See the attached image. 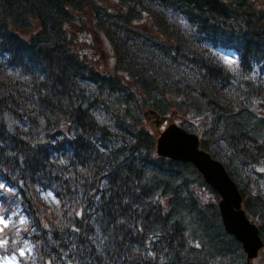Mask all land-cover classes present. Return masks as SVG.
Instances as JSON below:
<instances>
[{
	"label": "trees",
	"instance_id": "obj_1",
	"mask_svg": "<svg viewBox=\"0 0 264 264\" xmlns=\"http://www.w3.org/2000/svg\"><path fill=\"white\" fill-rule=\"evenodd\" d=\"M263 3L0 0V263L249 264L219 195L157 155L144 113L200 136L264 243ZM82 13L109 72L75 47Z\"/></svg>",
	"mask_w": 264,
	"mask_h": 264
},
{
	"label": "water",
	"instance_id": "obj_2",
	"mask_svg": "<svg viewBox=\"0 0 264 264\" xmlns=\"http://www.w3.org/2000/svg\"><path fill=\"white\" fill-rule=\"evenodd\" d=\"M149 115L156 118L155 126H158L161 117L151 110L145 112V116ZM157 154L171 160L191 163L197 168L206 183L219 195L218 207L223 225L242 244L247 261L251 264L263 249L264 243L258 226L247 217L243 198L224 165L201 149L197 134L187 132L173 121L158 136Z\"/></svg>",
	"mask_w": 264,
	"mask_h": 264
},
{
	"label": "rangeland",
	"instance_id": "obj_3",
	"mask_svg": "<svg viewBox=\"0 0 264 264\" xmlns=\"http://www.w3.org/2000/svg\"><path fill=\"white\" fill-rule=\"evenodd\" d=\"M100 1L109 2V0ZM261 6L264 7V3ZM82 21H85V24L82 28H80L78 24ZM146 25L147 21L141 24L142 27H145ZM69 30H72L71 32H74L75 30L77 40L75 47L78 48V50L90 66L97 70L105 72H109L113 69V66L115 64L113 51L109 43L106 41L105 37L102 34L100 35L93 26V19H91L90 13L86 15H84V13L80 14V16L76 20V26H70ZM147 117H152V119H147ZM160 117L163 118L162 116ZM161 118H159L160 124L158 126H155L156 118H154L153 115L146 116V120L148 122L147 125L153 130L156 138L168 127V125L172 121L176 122V120H178L177 116L175 115L164 117L167 119ZM263 256L264 255L261 256V259L257 263H260L261 260H264ZM0 260L2 259L0 258Z\"/></svg>",
	"mask_w": 264,
	"mask_h": 264
},
{
	"label": "snow or ice",
	"instance_id": "obj_4",
	"mask_svg": "<svg viewBox=\"0 0 264 264\" xmlns=\"http://www.w3.org/2000/svg\"><path fill=\"white\" fill-rule=\"evenodd\" d=\"M224 59H225L226 62L229 63V64H234V63H235L234 60H232V59H230V58H228V57H225ZM3 187H4V185H3V184H0V188H3ZM49 195H51V193H49ZM79 214H80V213H77V215H79ZM20 223H25V221H24L23 219H21ZM0 224H3L5 227H7V222H6V220L4 219V217H3L2 215H0ZM2 231H3V228H0V232H2ZM77 231H78V229H77ZM98 239H99L100 245H103V242H104V239H105V238H103V237H98ZM6 243H7L6 240L0 239V247H3ZM27 246H28V245L25 244V247H27ZM197 246H199V245H197ZM20 254L23 255V254H24L23 251H21Z\"/></svg>",
	"mask_w": 264,
	"mask_h": 264
},
{
	"label": "bare ground",
	"instance_id": "obj_5",
	"mask_svg": "<svg viewBox=\"0 0 264 264\" xmlns=\"http://www.w3.org/2000/svg\"><path fill=\"white\" fill-rule=\"evenodd\" d=\"M210 186V185H209ZM212 188V187H211Z\"/></svg>",
	"mask_w": 264,
	"mask_h": 264
}]
</instances>
